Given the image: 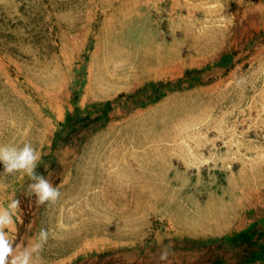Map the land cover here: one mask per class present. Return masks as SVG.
I'll use <instances>...</instances> for the list:
<instances>
[{"label":"rangeland","instance_id":"rangeland-1","mask_svg":"<svg viewBox=\"0 0 264 264\" xmlns=\"http://www.w3.org/2000/svg\"><path fill=\"white\" fill-rule=\"evenodd\" d=\"M29 142L61 196L16 174L0 207L39 264H264V0H0V144Z\"/></svg>","mask_w":264,"mask_h":264},{"label":"clouds","instance_id":"clouds-1","mask_svg":"<svg viewBox=\"0 0 264 264\" xmlns=\"http://www.w3.org/2000/svg\"><path fill=\"white\" fill-rule=\"evenodd\" d=\"M245 82L241 77L236 81V85L240 87ZM40 160V153L30 142L22 146L0 144V163L3 164L0 177L26 175L32 181L28 185V193L36 197V204H55L61 196L60 190L45 176L36 172ZM19 208L18 199H12L7 207H0V264H39L41 253L49 240V231L42 227L29 246L23 247L22 250H18V245L14 247V241L9 238L8 231L14 225L13 216ZM169 254V246H164L159 252V259L165 261Z\"/></svg>","mask_w":264,"mask_h":264},{"label":"bare ground","instance_id":"bare-ground-1","mask_svg":"<svg viewBox=\"0 0 264 264\" xmlns=\"http://www.w3.org/2000/svg\"><path fill=\"white\" fill-rule=\"evenodd\" d=\"M172 60L173 59L171 57H168V58L163 59L162 61L154 60L153 62L155 64H167V63L171 62Z\"/></svg>","mask_w":264,"mask_h":264}]
</instances>
